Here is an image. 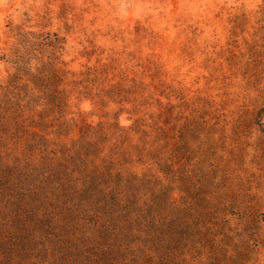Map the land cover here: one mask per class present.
<instances>
[{"label":"rangeland","instance_id":"rangeland-1","mask_svg":"<svg viewBox=\"0 0 264 264\" xmlns=\"http://www.w3.org/2000/svg\"><path fill=\"white\" fill-rule=\"evenodd\" d=\"M0 264H264V0H0Z\"/></svg>","mask_w":264,"mask_h":264}]
</instances>
